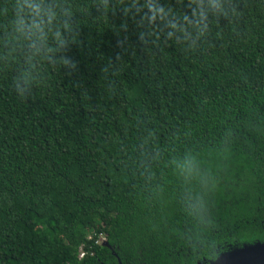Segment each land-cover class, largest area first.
I'll return each mask as SVG.
<instances>
[{"label":"trees","instance_id":"1","mask_svg":"<svg viewBox=\"0 0 264 264\" xmlns=\"http://www.w3.org/2000/svg\"><path fill=\"white\" fill-rule=\"evenodd\" d=\"M256 243L264 0H0V264Z\"/></svg>","mask_w":264,"mask_h":264},{"label":"water","instance_id":"2","mask_svg":"<svg viewBox=\"0 0 264 264\" xmlns=\"http://www.w3.org/2000/svg\"><path fill=\"white\" fill-rule=\"evenodd\" d=\"M101 245L106 246L107 242L103 240ZM207 262L209 264H264V246L256 243L250 247L229 249L224 253H218L213 261Z\"/></svg>","mask_w":264,"mask_h":264},{"label":"built area","instance_id":"3","mask_svg":"<svg viewBox=\"0 0 264 264\" xmlns=\"http://www.w3.org/2000/svg\"><path fill=\"white\" fill-rule=\"evenodd\" d=\"M93 236H95V238L93 239V243H94V244H97V243H100V244H101V242H102L103 240H105V238H104V236H103L102 233H97V234H95V233H87L86 236H85V238H86L87 240H90V239H92ZM105 241H106V240H105ZM85 252H86V251L82 248V246H79V247H78V250H77V257H78V258L82 257V256L84 255Z\"/></svg>","mask_w":264,"mask_h":264},{"label":"rangeland","instance_id":"4","mask_svg":"<svg viewBox=\"0 0 264 264\" xmlns=\"http://www.w3.org/2000/svg\"><path fill=\"white\" fill-rule=\"evenodd\" d=\"M227 250H229V248L224 249V250H221V251H219V253H224V252L227 251ZM202 262H205V264H209L207 261H202Z\"/></svg>","mask_w":264,"mask_h":264},{"label":"bare ground","instance_id":"5","mask_svg":"<svg viewBox=\"0 0 264 264\" xmlns=\"http://www.w3.org/2000/svg\"><path fill=\"white\" fill-rule=\"evenodd\" d=\"M196 264H202V262L201 261H197V263Z\"/></svg>","mask_w":264,"mask_h":264}]
</instances>
